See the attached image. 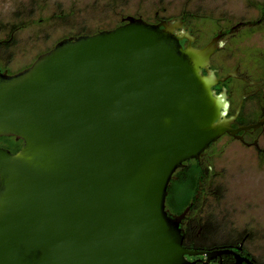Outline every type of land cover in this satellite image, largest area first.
I'll use <instances>...</instances> for the list:
<instances>
[{
    "label": "water",
    "instance_id": "1",
    "mask_svg": "<svg viewBox=\"0 0 264 264\" xmlns=\"http://www.w3.org/2000/svg\"><path fill=\"white\" fill-rule=\"evenodd\" d=\"M64 38L0 68V264H190L167 188L229 126L207 67L221 34L182 47V20ZM202 69L206 74L202 75ZM255 125L253 127H257Z\"/></svg>",
    "mask_w": 264,
    "mask_h": 264
},
{
    "label": "rangeland",
    "instance_id": "2",
    "mask_svg": "<svg viewBox=\"0 0 264 264\" xmlns=\"http://www.w3.org/2000/svg\"><path fill=\"white\" fill-rule=\"evenodd\" d=\"M155 14L164 20L184 21L196 42L207 44L218 30L260 20L264 0H0V41L10 42L0 47V68L7 74L17 73L64 38L112 29L127 16L150 23ZM19 20L29 24L11 35V24ZM227 39L231 45L221 53L225 65L235 63L239 56L240 70L259 76L264 69V22L239 29ZM220 60L216 56L213 63L220 64ZM225 65H221L224 71ZM230 85L236 88L238 82ZM259 142L264 150V132ZM209 154L203 221L218 230L219 236L249 235L247 248L264 264V157L226 139Z\"/></svg>",
    "mask_w": 264,
    "mask_h": 264
},
{
    "label": "flooded vegetation",
    "instance_id": "3",
    "mask_svg": "<svg viewBox=\"0 0 264 264\" xmlns=\"http://www.w3.org/2000/svg\"><path fill=\"white\" fill-rule=\"evenodd\" d=\"M122 19L123 18L120 19L118 25L122 24ZM161 21L175 22L177 20H164L158 18L157 14H155V20L150 22V24H158ZM261 22H264V14L261 19L256 22H240L229 29L224 28L218 30L213 36L215 37L221 34V38L216 43V49L210 57L207 70L218 80L224 78V81H218L211 90L212 95L218 100L221 106L218 120L227 123L229 132L224 133L215 142L211 143L198 160H189L197 162L206 171L205 179L197 190L195 199L185 208L187 212L179 224L183 236L182 246L186 250L197 253L196 255L185 256L190 264H260L247 248V238L249 235L236 238L231 237L230 234H225L223 236L221 234L219 236L218 230H213L210 223L203 221L201 216L203 206L201 203L207 195L206 182L211 171V168L205 164V158H210L211 155L209 154V150L220 140L226 139L235 141L246 148L254 149L258 156L264 157V150L260 148L259 144L260 138L264 132V69H259V76H252L248 74L244 68L242 70L243 72L240 70L243 65L239 60V56L235 63L230 62V64H228L230 66H228L225 65L223 61L224 56L221 55V53L224 52L225 49L227 50L231 45L227 39L228 37L234 35L239 29H248L256 24L260 25ZM173 33L180 36L188 33L192 40L188 41L181 39L180 44L182 47L190 46L195 49L203 48L213 38L211 37L207 44L197 43L196 36L190 32L184 21H182V27L180 29H175ZM251 48L255 49V47ZM216 56H220L221 60L223 59L222 62L220 60L222 64L213 63ZM223 64L228 67L226 71H224V67L221 66ZM256 71L258 70H255V72ZM205 74L206 70L202 69V75ZM233 81L238 82L236 88L230 85ZM255 125L258 126L253 127ZM185 164L186 163H184V167ZM167 210L168 214L171 216L180 215L170 212L169 209Z\"/></svg>",
    "mask_w": 264,
    "mask_h": 264
},
{
    "label": "trees",
    "instance_id": "4",
    "mask_svg": "<svg viewBox=\"0 0 264 264\" xmlns=\"http://www.w3.org/2000/svg\"><path fill=\"white\" fill-rule=\"evenodd\" d=\"M28 24L29 22L27 21L19 20L11 24L9 32L12 35ZM8 44H10L9 41H0V47H7ZM3 143H9L11 145V147L5 149H8L12 153L17 152L22 145L21 141H15L13 138H0V144ZM184 163H186L185 167L178 169L174 173L173 179L170 181L167 188L165 207L174 214H181L189 203L195 199L197 190L202 185L206 176V171L197 162L189 161Z\"/></svg>",
    "mask_w": 264,
    "mask_h": 264
}]
</instances>
